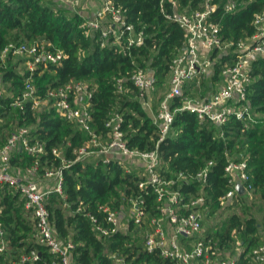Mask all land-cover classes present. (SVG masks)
Wrapping results in <instances>:
<instances>
[{"label": "trees", "instance_id": "1", "mask_svg": "<svg viewBox=\"0 0 264 264\" xmlns=\"http://www.w3.org/2000/svg\"><path fill=\"white\" fill-rule=\"evenodd\" d=\"M113 1L122 8L125 21L132 23L136 32L142 31L143 41L139 45H132L126 51L117 44L100 45L99 33L85 35L82 32L79 27L82 16L76 11L54 8L41 0H0V51L11 40L44 41L46 48L62 49L65 57L60 61L40 62L34 68L32 76L37 92L43 94L47 88L70 79L92 80L96 88L90 98L89 126L98 139L104 142L109 138V129L105 126L109 112L114 108L121 111V128L128 145L148 149L157 142L161 157L168 163L164 173L182 172L187 176V181L183 180L178 186L182 194H198L202 189L206 198L204 216L215 214L223 206L224 210L232 209L224 219L204 228L202 236L210 249L219 254L227 248H236L238 241L237 264H255L250 253L264 243L261 223L254 215H242L235 209L243 202L245 194L236 192L226 204L220 197L233 187L225 165L230 159H245L249 175L245 183L250 184L252 193L264 200V56L252 63V78L246 86L250 106L243 118L230 114L226 122L215 125L209 119L198 118L194 112L178 108L184 94L175 95L170 100L174 114L169 132L159 140L158 125L136 97L138 90L130 76L137 68H143L156 76L155 88L163 84L185 31L177 22L165 17L159 0ZM227 1L210 0L216 7L209 19L219 23L221 37L232 42V51L236 41L254 33V15L264 9V0H232L235 7L231 10L226 9ZM204 2L180 0L181 6L188 10L200 9ZM230 50L220 54L217 49L213 50L212 57L218 56L213 64L215 79L223 65L233 60L235 53ZM11 58L12 55L4 63L0 61L1 80L5 85V94L0 96V144L13 130L28 127L31 140L44 142L39 171L45 167L62 168V193L51 190L46 206L55 235L62 242L70 240L73 244V264H114L112 252L125 255L131 264L168 263L169 260L157 252L139 251L134 244L128 245L131 233L127 231L118 229L106 236L97 235L89 214L106 225L101 204L120 208L127 204L129 197L139 196H143L147 208L154 211L152 186L138 187L139 172L126 169L115 159L106 162L101 156L96 160L75 159L74 149L85 143L89 135L54 108L31 109L29 104L25 109L13 106V101L22 94L28 70H17L10 64ZM116 78H122V83L128 86L126 92L117 91ZM187 85L193 88L196 83L191 81ZM53 148L57 149V154L52 152ZM31 158L18 151L11 155L10 163L25 166ZM207 165L206 180L202 182L195 174ZM0 226L5 240L0 264H15L20 254L31 249L39 256L27 264H53L60 259L46 244L35 240L31 211L24 206L19 192L7 184L0 186Z\"/></svg>", "mask_w": 264, "mask_h": 264}, {"label": "built area", "instance_id": "2", "mask_svg": "<svg viewBox=\"0 0 264 264\" xmlns=\"http://www.w3.org/2000/svg\"><path fill=\"white\" fill-rule=\"evenodd\" d=\"M50 1L56 5L54 8L77 11L78 0ZM159 4L165 17L177 22L185 31L182 45L169 65L168 92L158 102L156 114L152 117L158 125L160 140L169 132L173 120L174 110L170 107V100L175 95H181L182 87L188 82L194 81L198 84L200 79L209 75L214 64L211 59L213 50L219 51L225 46L230 50L232 42L223 40L219 23L209 19L210 13L216 7L210 0H205L202 8L194 10L181 6L180 0H159ZM225 6L227 10H231L235 3L228 0ZM80 14L82 20L79 27L82 32L85 35L99 33L100 45L117 44L120 49L126 51L130 46L139 45L143 41L142 31L136 32L133 24L125 21L122 8L113 0H102L101 6L92 16ZM253 24L254 33L248 38L236 41L232 51L230 50L235 56L222 67L220 74L223 82L207 96H182L178 108L194 112L198 118L209 119L215 125L226 122L230 114H235L237 118L244 117V111L250 106L246 100V86L252 78V63L258 57L264 56V9L255 13ZM16 54L27 57L25 62L28 64V76L25 77L22 94L13 101V106L25 109L26 104H29L31 109L54 108L58 114L83 128L89 135L88 141L74 149L75 159L94 151L89 149V146L94 145L103 162L115 159L128 170H137L141 176L138 187L146 188L148 184L152 186L154 211L148 209L145 198L139 196L128 198L127 214L124 208L122 213L121 207L112 208L107 203L101 204L106 225L89 214L98 236H106L120 229L123 216V231L131 233L127 244H134L139 251L157 252L169 260L168 263L160 264H237L235 256L219 258L215 256L216 251L211 250L205 243L202 236L205 195L202 189L198 194H182L178 186L183 180L187 181V176L182 172H176L174 175L164 173V170L168 169V163L161 157L157 142L154 147L148 149L129 146L121 128L123 114L115 108L105 120V126L109 129L108 140L101 142L98 139L97 133L89 126L90 98L96 88L93 81L86 83L82 79H70L63 84L47 88L43 94L37 92L32 76L34 68L40 62L60 61L65 57L62 49L46 48L44 41L11 40L2 47L0 61L4 63L10 55ZM130 78L138 90L136 97L143 106L152 109L151 104L145 100V94L148 88H154L156 76L143 68H137ZM115 85L118 92L124 93L129 89L122 83V78H116ZM4 94V88H0V96ZM44 149L43 141L31 140L28 127H19L8 134L0 144V186L7 184L24 198V206L31 211L34 219L35 240L46 244L52 252L60 256L53 264H73V244L70 240L62 242L55 235L46 206L51 190L62 193V168L45 167L39 171L40 155L44 153ZM18 151L32 156L27 165L10 163L11 155ZM52 152L58 153L56 148H53ZM207 167L208 165L204 166L195 174L198 180L205 182ZM225 171L233 187L221 195L223 204L229 203L237 192L236 182L243 184V193L251 190L250 184L245 183L249 176L245 159H230L225 165ZM43 180L47 181L42 182ZM3 233L4 229L0 226V252L5 246ZM250 254L255 264H264V243L254 247ZM38 256L37 251L31 249L20 254L15 264H27ZM110 256L114 264H131L125 255L112 252ZM137 264L156 263L140 261Z\"/></svg>", "mask_w": 264, "mask_h": 264}, {"label": "rangeland", "instance_id": "3", "mask_svg": "<svg viewBox=\"0 0 264 264\" xmlns=\"http://www.w3.org/2000/svg\"><path fill=\"white\" fill-rule=\"evenodd\" d=\"M43 3H48L51 4L52 6H56L52 1L50 0H41ZM102 0H78L76 3V12L82 13L88 16H92L94 12L99 9L101 6ZM229 51V47L225 46L219 49L218 54L220 53H225ZM212 57V54H211ZM218 57V56H217ZM216 56L211 58L213 60V63L218 59ZM27 59L26 56L21 55V54H16L13 55L12 58L10 59V64L15 65V68L19 71H26L28 68V64L25 62ZM214 74V67L212 66L210 68V74L205 76L204 78L200 79V82L192 87L189 85L183 86L182 87V94L185 97H190V98H200L209 95L212 93L222 82L223 78L221 74L215 79L213 77ZM169 76L170 74L167 75L166 80L163 84L157 85L156 88H148L147 92L145 94V100L151 104L152 109H148L146 106H143L144 110L147 112V114L152 118L156 114L157 106L158 103L156 102L157 99L163 98L164 95L168 92L169 89ZM86 83L92 81L90 79H82ZM4 83L1 80V74H0V88H4ZM186 90L187 92H185ZM156 91V93H155ZM161 98V99H162ZM160 99V100H161ZM156 102V105H155ZM255 115H257L255 113ZM88 141V139L86 140ZM97 147L92 145L89 146V149H94V151L86 153L84 156L81 158H86L89 160H96L98 157H100L99 152H97L95 149ZM47 180H43L42 182H45ZM244 195V200L242 203L236 205L235 209L242 215H247V214H252L254 215L258 221L261 223L262 231H264V200L261 198L259 194L252 193L251 191L248 193H243ZM224 207V206H223ZM221 207L215 214L211 215H205L203 216V221H202V228H206L208 226H212L218 221L224 219L226 215L231 211L232 209H225ZM123 208L125 214H127L128 210V204H122L121 209L123 213ZM223 208V209H222ZM120 229L123 230V216L121 219L120 223ZM238 240V239H237ZM238 241L237 243L235 242V245H237L236 248L231 250L232 247L227 248L221 251L218 255H215L219 258H232L236 255V252L238 251Z\"/></svg>", "mask_w": 264, "mask_h": 264}, {"label": "water", "instance_id": "4", "mask_svg": "<svg viewBox=\"0 0 264 264\" xmlns=\"http://www.w3.org/2000/svg\"><path fill=\"white\" fill-rule=\"evenodd\" d=\"M235 188H236L237 192H239V193L244 192V187H243V184L241 182H236Z\"/></svg>", "mask_w": 264, "mask_h": 264}, {"label": "crops", "instance_id": "5", "mask_svg": "<svg viewBox=\"0 0 264 264\" xmlns=\"http://www.w3.org/2000/svg\"><path fill=\"white\" fill-rule=\"evenodd\" d=\"M263 234H264V231H263ZM218 255V254H217Z\"/></svg>", "mask_w": 264, "mask_h": 264}]
</instances>
